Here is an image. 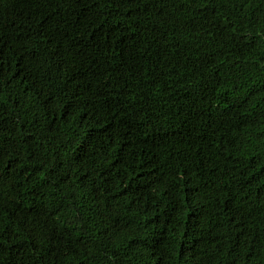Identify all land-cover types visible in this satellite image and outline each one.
I'll return each instance as SVG.
<instances>
[{
	"label": "trees",
	"instance_id": "trees-1",
	"mask_svg": "<svg viewBox=\"0 0 264 264\" xmlns=\"http://www.w3.org/2000/svg\"><path fill=\"white\" fill-rule=\"evenodd\" d=\"M263 8L0 0V264H264Z\"/></svg>",
	"mask_w": 264,
	"mask_h": 264
},
{
	"label": "bare ground",
	"instance_id": "bare-ground-1",
	"mask_svg": "<svg viewBox=\"0 0 264 264\" xmlns=\"http://www.w3.org/2000/svg\"><path fill=\"white\" fill-rule=\"evenodd\" d=\"M258 3H259V2H258ZM259 5H260V4H259ZM256 6H257V5H256ZM257 8H259V7H257ZM261 8H262V7H261ZM263 9H264V8H263ZM263 9H262V10H263ZM83 47H84V46H83ZM57 48H58V47H57ZM86 50H87V49H86ZM83 59H84V58H83ZM60 62H61V61H60ZM102 68H103V67H102ZM102 68H101V69H102ZM44 69H45V68H44ZM44 69H43V70H44ZM46 69H47V68H46ZM79 71H80V70H79ZM103 71H104V70H103ZM137 73H138V72H137ZM50 74H51V73H50ZM67 74H68V73H67ZM87 75H88V74H87ZM43 77H44V76H43ZM76 77H77V76H76ZM67 79H68V78H67ZM74 79H75V78H74ZM74 79H73V80H74ZM99 79H100V78H99ZM46 80H48V79H46ZM75 80H76V79H75ZM62 81H63V80H62ZM62 81H61V82H62ZM69 81H70V80H69ZM69 81H68V82H69ZM77 81H79V79H78ZM44 82H45V81H44ZM63 82H64V81H63ZM65 82H66V81H65ZM96 83H97V82H96ZM163 83H164V82H163ZM182 83H183V82H182ZM47 84H48V83H47ZM51 84H52V83H51ZM57 84H58V83H57ZM161 84H162V83H161ZM178 84H179V83H178ZM168 85H169V83H168ZM54 86H55V85H54ZM156 86H157V85H156ZM158 87H159V86H158ZM37 88H38V87H37ZM162 88H164V87H162ZM34 89H35V88H34ZM152 89H153V88H152ZM154 89H155V88H154ZM67 90H68V89H67ZM28 91H29V90H28ZM50 91H53V90H50ZM157 91H158V90H157ZM34 92H35V91H34ZM44 92H45V91H44ZM152 92H154V91H152ZM152 92H151V93H152ZM22 94H23V93H22ZM154 94H156V93H154ZM177 94H178V93H177ZM19 95H20V94H19ZM50 96H51V94H50ZM157 96H158V95H157ZM175 96H176V95H175ZM175 96H174V97H175ZM43 98H44V97H43ZM59 98H60V97H59ZM59 98H58V99H59ZM136 98H137V97H136ZM171 99H172V98H171ZM64 100H65V99H64ZM138 100H139V99H138ZM54 101H55V99H54ZM128 101H129V100H128ZM136 101H137V100H136ZM131 102H132V101H131ZM167 102H168V101H167ZM127 103H128V102H127ZM145 104H146V103H145ZM169 104H170V103H169ZM55 106H56V105H55ZM112 107H113V106H112ZM107 108H108V107H107ZM113 108H114V107H113ZM27 109H28V108H27ZM107 110H108V109H107ZM112 111H113V110H112ZM109 112H110V111H109ZM172 131H173V130H172ZM160 139H162V138H160ZM162 140H163V139H162ZM254 151H255V150H254ZM254 154H255V153H254ZM255 161H256V160H255ZM254 163H255V162H254ZM241 185H242V184H241ZM151 235H152V234H151ZM144 237H145V236H144ZM148 237H149V236H148ZM148 237H147V238H148ZM144 239H145V238H144Z\"/></svg>",
	"mask_w": 264,
	"mask_h": 264
}]
</instances>
